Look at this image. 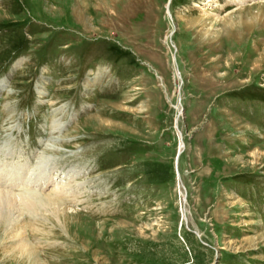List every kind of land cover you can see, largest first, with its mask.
I'll return each mask as SVG.
<instances>
[{"label":"rangeland","instance_id":"rangeland-1","mask_svg":"<svg viewBox=\"0 0 264 264\" xmlns=\"http://www.w3.org/2000/svg\"><path fill=\"white\" fill-rule=\"evenodd\" d=\"M0 190V264H264V0H0Z\"/></svg>","mask_w":264,"mask_h":264},{"label":"bare ground","instance_id":"bare-ground-1","mask_svg":"<svg viewBox=\"0 0 264 264\" xmlns=\"http://www.w3.org/2000/svg\"><path fill=\"white\" fill-rule=\"evenodd\" d=\"M0 194H3V196L6 197L7 194H11V193H10V192H7V191H2V190H0ZM16 196H17V195H16ZM18 197H19V196H18ZM6 198H7V197H6ZM50 200H51L50 202H51L52 205H56V204H58L59 201H61L60 198H59V196H57V195L55 196V201H56V202L54 201V203H52V201H53L52 198H51ZM9 201H10V200H9ZM9 201H8V203H9ZM27 201H28V200H27ZM27 201L25 200V202H24L25 205H24V206H25V207H28L29 209H30L31 206L34 207V206L36 205V204H33L31 201H28V202H27ZM48 201H49V200H48ZM10 202L12 203V201H10ZM2 203H3V202H2ZM13 203H14V202H13ZM13 203H12V204H13ZM47 203H49V202H47ZM3 204H4V203H3ZM6 204H7V203H6ZM22 204H23V203H22ZM60 204H61V203H60ZM8 205H9V204H8ZM66 212H67V211H66ZM0 216L5 217V214L0 213Z\"/></svg>","mask_w":264,"mask_h":264}]
</instances>
